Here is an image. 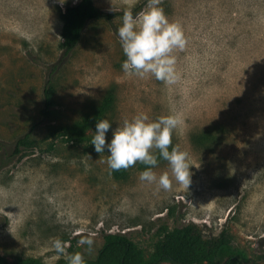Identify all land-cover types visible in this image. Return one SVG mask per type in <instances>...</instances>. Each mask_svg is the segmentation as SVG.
Instances as JSON below:
<instances>
[{
    "label": "rangeland",
    "instance_id": "obj_1",
    "mask_svg": "<svg viewBox=\"0 0 264 264\" xmlns=\"http://www.w3.org/2000/svg\"><path fill=\"white\" fill-rule=\"evenodd\" d=\"M93 1L110 13L147 3ZM76 2L0 0V255L67 264V254L81 252L94 260L103 236L120 233L149 261L166 233L195 225L205 240L226 231L219 263L236 256L264 264V0H160L187 40L173 52L179 79L172 84L124 73L115 32L121 16L89 22L64 56L61 15ZM48 84L53 107L44 116ZM111 95L106 143L139 113L179 114L172 143L189 154V186L158 152L153 171L169 173L167 190L139 179L148 167L140 162L108 167L107 150L91 144L96 124L86 128L84 120ZM63 129L85 130V139L69 142ZM208 132L212 143L195 141ZM27 134V147L16 152ZM85 235L94 241L90 251L78 244ZM55 238L64 241L63 255Z\"/></svg>",
    "mask_w": 264,
    "mask_h": 264
},
{
    "label": "clouds",
    "instance_id": "obj_2",
    "mask_svg": "<svg viewBox=\"0 0 264 264\" xmlns=\"http://www.w3.org/2000/svg\"><path fill=\"white\" fill-rule=\"evenodd\" d=\"M159 4L160 0H147L145 7L135 15L130 8L125 9L121 25L115 32L126 57L121 64L126 75L143 78L150 74L157 80L172 84L179 79L173 52L184 49L187 40L181 25L170 21ZM181 122L179 114L161 115L150 120L146 114L139 113L113 128L111 139L106 143V134L112 123L100 119L96 122L91 144L97 153L107 150L110 169L128 168L140 162L148 167L140 172L139 179L156 183L167 190L171 183L169 173L163 172L157 176L153 171L158 164L155 154L158 152L159 157L168 162L175 180L189 186V154L172 143L173 131ZM93 243L91 235L82 236L78 241L79 245L88 246L89 251ZM53 247L58 254L65 253L61 239L55 238ZM66 259L67 264H86L81 252L69 253Z\"/></svg>",
    "mask_w": 264,
    "mask_h": 264
},
{
    "label": "trees",
    "instance_id": "obj_3",
    "mask_svg": "<svg viewBox=\"0 0 264 264\" xmlns=\"http://www.w3.org/2000/svg\"><path fill=\"white\" fill-rule=\"evenodd\" d=\"M142 10V4L137 5L133 14ZM123 12H106L100 9L93 0H78L75 4L66 5L62 13L64 23L62 31V43L60 45L64 56H68L79 44L83 32L89 22L104 20L112 22ZM53 88L48 84L44 90L45 107L44 116H50L53 107ZM113 107V96H108L99 106L94 115L86 117L84 127H90L104 117ZM85 130L63 129L61 135L69 142L81 143L85 139ZM29 135H25L16 143V152L27 147ZM215 135L205 133L198 136L195 141L198 144L213 142ZM224 231L219 237L205 240L202 231L195 225L175 228L165 235L164 241L153 258L144 261L142 252L135 243L123 234H105L103 245L94 260H86V264H243L236 256L229 257L224 263L217 261L220 250L230 244L227 233ZM0 264H40L37 259H19L10 261L0 255Z\"/></svg>",
    "mask_w": 264,
    "mask_h": 264
}]
</instances>
